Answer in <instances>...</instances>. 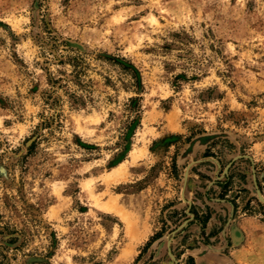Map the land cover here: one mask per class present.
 Wrapping results in <instances>:
<instances>
[{
    "label": "rangeland",
    "instance_id": "rangeland-1",
    "mask_svg": "<svg viewBox=\"0 0 264 264\" xmlns=\"http://www.w3.org/2000/svg\"><path fill=\"white\" fill-rule=\"evenodd\" d=\"M264 264V0H0V264Z\"/></svg>",
    "mask_w": 264,
    "mask_h": 264
},
{
    "label": "trees",
    "instance_id": "trees-1",
    "mask_svg": "<svg viewBox=\"0 0 264 264\" xmlns=\"http://www.w3.org/2000/svg\"><path fill=\"white\" fill-rule=\"evenodd\" d=\"M186 264H194L193 257H188L186 260Z\"/></svg>",
    "mask_w": 264,
    "mask_h": 264
}]
</instances>
